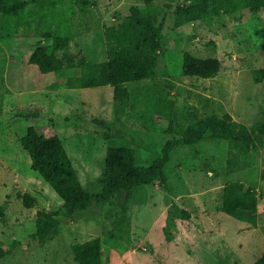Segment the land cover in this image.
Segmentation results:
<instances>
[{
  "label": "rangeland",
  "instance_id": "obj_1",
  "mask_svg": "<svg viewBox=\"0 0 264 264\" xmlns=\"http://www.w3.org/2000/svg\"><path fill=\"white\" fill-rule=\"evenodd\" d=\"M191 0H156L161 50L153 79L128 83L129 104L113 102V88H68L76 62L43 78L37 88L23 60L41 32L71 36L59 58L68 54L105 61L106 26L121 23L143 0H35L21 17L0 14V247L18 242L0 264H77L71 245L102 240L103 264H253L264 253V140L255 147L215 140L209 134L181 144L164 170L168 186H135L127 220L115 223V198L62 218L57 234L43 243L31 239L37 211H55L62 200L30 167L20 145L29 126L57 134L83 187L101 191L108 147H129L138 167L161 156L167 140L179 139L192 122L229 114L251 126L264 121V9H242L239 18L222 14L200 21L192 34L177 30V9ZM46 42V41H45ZM216 57L219 73L209 79L182 74L184 52ZM34 77V75H32ZM32 83L33 87H30ZM159 117L160 120L157 119ZM169 131V132H168ZM238 180L258 193L257 211L222 210L224 186ZM29 193L35 204L23 205ZM178 209L188 211L183 220ZM171 222V225L169 223Z\"/></svg>",
  "mask_w": 264,
  "mask_h": 264
},
{
  "label": "trees",
  "instance_id": "obj_2",
  "mask_svg": "<svg viewBox=\"0 0 264 264\" xmlns=\"http://www.w3.org/2000/svg\"><path fill=\"white\" fill-rule=\"evenodd\" d=\"M156 0H143L144 7L133 6L124 20L116 25L106 26L105 61L93 63L85 57L68 54L66 60L59 58L56 50L64 49L71 36L53 35L51 29L41 32V37L34 42L32 50L23 60L27 73L34 81L30 87L37 88L39 82L48 75H56L64 68L65 63L74 64L78 73L66 79L68 88H93L111 86L113 102L129 104L130 92L128 83L140 82L156 77L157 53L161 50V26L154 12ZM29 2L35 0H0V14L21 17ZM242 9L259 12L264 9V0H191L188 5L177 9V30L192 34L194 26L200 21L213 16L227 14L239 18ZM46 41V42H45ZM221 63L216 57L200 58L190 52L182 57V74L203 79L215 77ZM34 75V77L32 76ZM254 80L264 79V67L256 69ZM158 120L159 117H157ZM169 132V131H168ZM209 134L215 140L229 141L249 146L261 145L264 140V121L251 126L235 121L231 115H209L189 124L179 139L166 141L161 156L147 167L135 164L134 152L129 147H108L102 173V188L98 193L87 191L57 134L45 135L38 132L35 126H29L20 145L31 159L30 167L49 184L51 189L62 200L61 208L55 211H37L35 232L31 239L39 243L57 234L62 218H72L74 214L95 203L105 204L115 198L117 212L115 223L127 220V204L131 191L135 186L157 183L163 188L168 186L165 166L169 162L172 151L179 145H193ZM35 199L26 193L23 205L31 208ZM258 193L254 188L244 189L243 183L232 180L224 186L222 210L235 217L239 211H246L254 216L257 211ZM183 220H191L190 213L178 209ZM5 221L4 209L0 206V222ZM171 225V222L169 223ZM18 242L13 240L7 247H0V261L12 254ZM102 240L95 237L81 243L71 245L74 260L77 264H103ZM264 264V253L253 263Z\"/></svg>",
  "mask_w": 264,
  "mask_h": 264
}]
</instances>
